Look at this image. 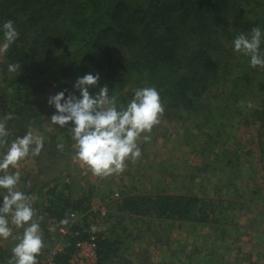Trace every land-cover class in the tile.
Masks as SVG:
<instances>
[{"label": "rangeland", "instance_id": "374dc122", "mask_svg": "<svg viewBox=\"0 0 264 264\" xmlns=\"http://www.w3.org/2000/svg\"><path fill=\"white\" fill-rule=\"evenodd\" d=\"M258 27L264 33V23ZM231 41L215 58L219 65L215 84L195 98L191 108L173 105L168 91L162 94L154 85L130 78L126 92L122 91L125 97L129 95L120 104L122 108L136 89L154 87L165 111L152 132L142 134L138 141L139 160L127 161L122 174L99 177L77 159L69 128L51 123L56 109L47 101L58 89L47 86L36 91L31 107H23L20 115L7 121L9 146L29 129L44 138L40 155H30L9 169L20 174L17 190L36 196L33 207L43 217L40 227L45 247L41 254L64 245L67 235L59 232L53 218L40 214L44 202L40 188L49 183L65 197H84L89 202L90 209L74 218L79 221L89 212L85 216L91 233L118 238L119 250L111 264H264V129L255 119L264 97L259 88L264 68L251 67L250 57L236 53ZM260 51L264 52V41ZM114 54L129 57L124 48L115 49ZM177 72L168 70L164 79L172 82ZM103 80L99 74V85L90 86V94L104 85L109 88ZM167 82L168 88L171 82ZM2 86L0 81V94ZM74 94L79 97V90L74 88ZM2 107L0 120L7 114L5 101ZM143 135H150V142ZM156 194L195 195L206 206L208 219L159 220L117 209L124 195ZM10 226L14 235L22 234L23 229ZM17 242L0 239L9 258Z\"/></svg>", "mask_w": 264, "mask_h": 264}, {"label": "trees", "instance_id": "16d2710c", "mask_svg": "<svg viewBox=\"0 0 264 264\" xmlns=\"http://www.w3.org/2000/svg\"><path fill=\"white\" fill-rule=\"evenodd\" d=\"M8 20L14 22L19 37L7 53L0 54V112L5 101L6 113L20 115L23 107H31L36 91L47 86L74 94L76 79L88 73H98L108 83L118 110L129 97L122 91L132 76L162 94L168 91L173 105L191 108L195 98L215 84L219 70L215 58L225 51L224 44L264 23V0H0V42L2 25ZM123 48L129 57L116 58L115 49ZM15 62L21 70L12 75L8 65ZM175 69L172 82L165 80L164 74ZM165 82H171L168 88ZM259 88L264 96V82ZM262 99L255 114L260 129H264ZM40 192L44 200L40 214L69 231L55 257L57 264H66L75 242L92 235L94 264H111L119 240L91 233L85 216L89 212L79 221L61 224L68 212L88 211L89 202L84 197H65L49 183ZM117 209L159 220L205 222L209 215L202 201L188 194L124 195ZM5 253L0 245L2 264L9 260Z\"/></svg>", "mask_w": 264, "mask_h": 264}, {"label": "clouds", "instance_id": "9594fccd", "mask_svg": "<svg viewBox=\"0 0 264 264\" xmlns=\"http://www.w3.org/2000/svg\"><path fill=\"white\" fill-rule=\"evenodd\" d=\"M3 43L0 54L7 53L19 37V32L11 20L2 25ZM264 33L259 27L251 29L250 38L241 33L233 41L234 51L250 57V66L264 68V52L260 51ZM19 70V71H18ZM19 62L10 63L8 71L19 73ZM99 85V74L91 73L78 77L73 87L79 90L80 96L67 89L48 97V104L54 106L56 112L51 116V123L60 128H69L72 139L76 142V157L91 172L99 177L122 174L126 162H136L142 155L138 146L142 134L151 133L154 126L160 123L165 106L159 92L154 87L136 89L133 98L126 108H117V97L109 96L107 85L99 88L92 95L89 87ZM248 107H252L248 103ZM13 118L7 113L0 120V239L11 238L18 241L12 247V256L8 264H39L37 257L41 254L45 243L40 227L42 216H38L33 204L35 195L17 190L20 182L19 172H10L18 164L31 156L40 155L44 147V138L29 129L22 137L12 140L9 146L7 121ZM69 122L73 126H69ZM145 142H150V135H143ZM63 148V144L58 145ZM67 218L61 224L67 225ZM13 225L23 229L22 234L13 233Z\"/></svg>", "mask_w": 264, "mask_h": 264}, {"label": "built area", "instance_id": "2783aa9c", "mask_svg": "<svg viewBox=\"0 0 264 264\" xmlns=\"http://www.w3.org/2000/svg\"><path fill=\"white\" fill-rule=\"evenodd\" d=\"M74 212L68 213V219L70 223H74ZM59 232L63 234H69L66 226L58 225ZM64 245H55V247L46 253H42L39 257V264H57L56 255L60 253ZM97 259L96 242L95 237L92 235L86 240H78L75 242V251L71 254L66 264H94Z\"/></svg>", "mask_w": 264, "mask_h": 264}]
</instances>
